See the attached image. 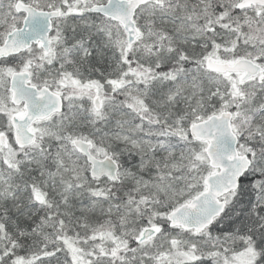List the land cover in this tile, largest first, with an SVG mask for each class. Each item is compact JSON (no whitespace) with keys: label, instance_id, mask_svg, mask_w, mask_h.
<instances>
[{"label":"snow or ice","instance_id":"1","mask_svg":"<svg viewBox=\"0 0 264 264\" xmlns=\"http://www.w3.org/2000/svg\"><path fill=\"white\" fill-rule=\"evenodd\" d=\"M0 264H264V0H0Z\"/></svg>","mask_w":264,"mask_h":264}]
</instances>
